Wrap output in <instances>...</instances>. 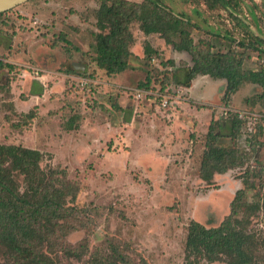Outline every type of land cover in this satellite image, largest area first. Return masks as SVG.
<instances>
[{"label":"rangeland","instance_id":"rangeland-1","mask_svg":"<svg viewBox=\"0 0 264 264\" xmlns=\"http://www.w3.org/2000/svg\"><path fill=\"white\" fill-rule=\"evenodd\" d=\"M164 4L188 19L186 29L199 49L233 52L243 71L264 68V0H238L230 7L206 0ZM100 5L33 0L1 17L0 144L43 152V168L70 184L74 215L64 223L65 240L82 257L60 252V264H105L117 247L133 264H188L192 221L219 226L244 180L253 184L248 201L264 202V128L252 144L247 134L258 112L264 115L263 88L248 81L226 98V87H208L205 99L215 98V107L194 104L201 115H185L176 100L190 99L178 82L194 66L192 55L133 22L128 68L109 74L96 62V34L110 32L97 27ZM147 45L154 50L150 59ZM142 90L152 95L139 99ZM163 97L171 101L166 110L159 107ZM207 109L217 115L211 119ZM225 109L249 121L238 140H217L237 153L241 165L207 183L200 176L207 137L211 127L215 134L228 133ZM172 110L182 117L169 119ZM252 219L251 230L264 238V210Z\"/></svg>","mask_w":264,"mask_h":264},{"label":"trees","instance_id":"trees-1","mask_svg":"<svg viewBox=\"0 0 264 264\" xmlns=\"http://www.w3.org/2000/svg\"><path fill=\"white\" fill-rule=\"evenodd\" d=\"M100 1L96 24L100 30L109 29L110 32L96 34V62L109 74L128 68L130 24L138 22L145 34H158L175 49L192 55L194 66L187 70L179 85L189 86L197 75L203 74L226 81V98L238 92L248 81L261 86L264 95V68L243 71L242 58H237L233 52L222 55L211 53L209 49H199L186 29L188 19L166 6L164 0ZM206 1L229 7L234 1L238 2ZM5 13H0V19ZM174 37H178L179 41L176 42ZM145 53L150 59L154 50L147 45ZM72 73L77 72L72 69ZM150 82L148 79L147 84ZM237 113L229 112L226 122H223L227 124L228 133L215 134L212 127L209 130L200 167V176L207 183L216 173L224 174L241 165L234 150L217 145L220 137L238 140L242 128L249 124L246 117L241 118ZM260 114L258 112L256 125L247 132L251 144L264 128V115ZM219 128L224 129V124L219 122ZM44 157L45 154L36 149L0 144V264H60V252L70 258L82 257L75 248L66 246L65 240L69 227L65 229L64 223L72 220L74 215V209L69 205L72 199L70 184L60 178L55 170L43 168ZM263 169L259 177L263 176ZM244 182L245 187L234 196L230 214L219 226L207 227L197 221L190 223L185 245L188 264H198L201 260L210 263L264 264V238L250 228L252 218L264 210V202L261 204L258 198L255 202H249L247 191L253 184ZM258 195L256 192V197ZM115 251L114 256L106 258L105 264H133L124 249L117 247ZM91 264L102 263L94 261Z\"/></svg>","mask_w":264,"mask_h":264},{"label":"crops","instance_id":"crops-1","mask_svg":"<svg viewBox=\"0 0 264 264\" xmlns=\"http://www.w3.org/2000/svg\"><path fill=\"white\" fill-rule=\"evenodd\" d=\"M205 76L197 75L191 81L189 86L180 85L183 88V92L182 93L189 97V99H190L189 102L190 103L192 102V104H190V103L181 102L182 99H179L178 101L176 100V103L179 104V107L185 109V115H188V116L189 115H193L195 117H199L201 115V111H203V110L199 109V107H196L194 104H199V105L200 104L201 105L211 104V106L215 107V102H214L216 100L215 98L213 99V101H212V99H209V100L205 99V97H206L205 96V90L208 87L216 88L218 90V92H222L220 89L225 90V87H226L227 84H226V81L224 79H215V78H213L211 76H208L210 78L207 79V76L206 77ZM209 79H210V81H209ZM214 95H216V98L218 97L217 93L214 94ZM207 110L210 111L209 113H210L211 119L213 118V116L217 115L214 109H211V110L207 109ZM164 113H166V111H164ZM217 113H219V112H217ZM167 115H168L169 119H171L172 117H174V118L175 117H177V118L179 117L180 118V117H182V112L175 110V111H173V112H171L170 114H167ZM186 121H188V117H187ZM175 122H176V120H175ZM174 124L172 126H174ZM166 128H167V126H166Z\"/></svg>","mask_w":264,"mask_h":264},{"label":"water","instance_id":"water-1","mask_svg":"<svg viewBox=\"0 0 264 264\" xmlns=\"http://www.w3.org/2000/svg\"><path fill=\"white\" fill-rule=\"evenodd\" d=\"M33 0H0V13L8 12L24 3L31 2ZM75 68L78 69V64H75ZM83 65V69L85 70Z\"/></svg>","mask_w":264,"mask_h":264},{"label":"built area","instance_id":"built-area-1","mask_svg":"<svg viewBox=\"0 0 264 264\" xmlns=\"http://www.w3.org/2000/svg\"><path fill=\"white\" fill-rule=\"evenodd\" d=\"M152 95L151 92L149 91H146V90H142V91H139L136 96L139 98V99H142V98H146V97H150ZM170 98L168 97H163L162 101H161V105H160V108L161 109H164L166 110L168 105L170 104ZM229 112H232V110H224V115H225V118L229 116ZM239 116L242 118L243 116H241V114H239ZM258 117H256L257 119ZM251 125V124H250Z\"/></svg>","mask_w":264,"mask_h":264},{"label":"flooded vegetation","instance_id":"flooded-vegetation-1","mask_svg":"<svg viewBox=\"0 0 264 264\" xmlns=\"http://www.w3.org/2000/svg\"><path fill=\"white\" fill-rule=\"evenodd\" d=\"M75 64H77V63H74V64H73L74 67H75ZM78 65H79V64H78Z\"/></svg>","mask_w":264,"mask_h":264}]
</instances>
